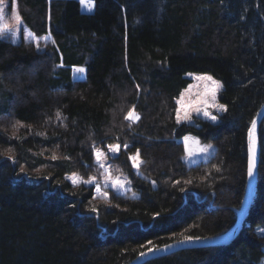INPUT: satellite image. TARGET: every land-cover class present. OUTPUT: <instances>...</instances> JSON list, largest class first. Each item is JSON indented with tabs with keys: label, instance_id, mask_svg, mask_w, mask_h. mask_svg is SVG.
Instances as JSON below:
<instances>
[{
	"label": "trees",
	"instance_id": "16d2710c",
	"mask_svg": "<svg viewBox=\"0 0 264 264\" xmlns=\"http://www.w3.org/2000/svg\"><path fill=\"white\" fill-rule=\"evenodd\" d=\"M94 3L16 0L37 39H0V264H127L237 222L248 130L264 102V0ZM189 72L223 82L218 122L177 120ZM188 134L214 143L208 158L185 160ZM259 142L256 194L236 238L143 264H262L264 118ZM97 150L129 189L82 182L103 175Z\"/></svg>",
	"mask_w": 264,
	"mask_h": 264
},
{
	"label": "rangeland",
	"instance_id": "374dc122",
	"mask_svg": "<svg viewBox=\"0 0 264 264\" xmlns=\"http://www.w3.org/2000/svg\"><path fill=\"white\" fill-rule=\"evenodd\" d=\"M94 1V0H93ZM16 0H0V6L3 7V16H4V21L7 22L10 26H15L16 22L13 19V14L15 12H18L16 8ZM84 5V3H83ZM95 5V3H94ZM87 5L85 4V8L87 10L92 11L93 9L87 8ZM19 14V12H18ZM20 27V32L17 33L16 36H12L10 33L7 34L4 38H9L12 41H20L22 39L29 40V39H37V37L31 32V30L26 27L24 22L21 19V24L19 25ZM48 39V36L45 37ZM83 68L81 66H76L74 67V76H78L81 74V72L78 71V69ZM81 76V75H80ZM188 78L191 79V83L187 88L183 90L179 98L177 99L178 101V109H177V115L181 117L179 122L183 121H195L196 118L201 117L203 119H207L213 122H218L221 118V115L224 113V111H221L219 107H213L212 106V101H211V91L213 89V84L212 81L208 80H197V76H210L212 77L213 81L219 82L222 87L216 89V100L215 104L216 105H224L225 104L221 100V92L223 89V82L219 80L218 78L214 77L211 73L209 72H189L187 74ZM77 78V77H76ZM204 99H208L209 103L207 106H205L202 101ZM206 108V110L213 116L216 117V120L210 119L208 116H205L203 114V111H201L199 114L196 112V108ZM185 113L188 114L189 118L184 119L183 117L185 116ZM134 116L136 115L133 113ZM187 138V139H186ZM182 140L184 141L186 145V156L185 160L189 163H196L199 160H203L208 158L211 153L215 149L214 143H202L197 137L188 134L184 137H182ZM211 145V148H208L207 151H204L203 149L207 146ZM102 153H104V156L101 157V161L104 163L105 167L103 168V175L96 178V182L92 183L96 186H99L100 189L104 188V186H111L114 188H117L121 191H126L127 189L130 188L129 182L126 180L125 175L122 172H114L110 168V165L107 161V151L99 150ZM97 152V151H96ZM98 161V160H97ZM141 162V159L138 156L137 159V164L139 165ZM99 163V162H98ZM100 164V163H99ZM136 167V166H135ZM105 169H107L108 173L110 176L115 179L119 178L122 182H124V187H118L113 184L112 180H110L107 184L105 183ZM79 180V178L77 179ZM257 232L260 234H264V227L259 226L257 228ZM264 264V261L262 262Z\"/></svg>",
	"mask_w": 264,
	"mask_h": 264
},
{
	"label": "water",
	"instance_id": "95a60500",
	"mask_svg": "<svg viewBox=\"0 0 264 264\" xmlns=\"http://www.w3.org/2000/svg\"><path fill=\"white\" fill-rule=\"evenodd\" d=\"M263 118H264V102L253 119V121L256 122V128L254 133L255 143H256L255 168L253 171V175L251 177L248 174L246 193L241 208L238 211V219L235 226L228 232L221 235L199 238V239L193 238L191 241L181 239L166 244L167 246H169L167 248H165L166 245L157 247L161 249V251H149L148 249L143 252L145 255L140 254L127 264H143L155 257L169 254L184 248L197 247V246L224 245L230 243L232 240L236 238V236L240 233L245 221L247 220V217L249 215L256 194L257 183H258V170L260 164L259 127L261 125ZM251 130H252V123L249 127L248 135H247L248 167H249V161L252 159L251 140L249 136Z\"/></svg>",
	"mask_w": 264,
	"mask_h": 264
},
{
	"label": "snow or ice",
	"instance_id": "6c2138e0",
	"mask_svg": "<svg viewBox=\"0 0 264 264\" xmlns=\"http://www.w3.org/2000/svg\"><path fill=\"white\" fill-rule=\"evenodd\" d=\"M86 0H81V3H85ZM87 6L89 8H91L93 6L91 0H87ZM13 19L14 21L16 22V25L15 26H10L7 22L4 21V16H3V7L0 6V39H3L7 34H11L12 36H16L17 33L20 32V27L19 25L21 24V17L20 15L18 14V12H15L13 14ZM37 48H39V44L37 43ZM79 72H84L85 70L83 68H80L78 69ZM197 80H208V81H212V84H213V89L211 91V101H212V106L213 107H219V109L221 111H226V106L224 105H216L215 104V100H216V89L222 87V85L219 84V82L217 81H213L212 80V77L210 76H197L196 77ZM202 103L207 106L208 103H209V100L208 99H204L202 101ZM196 112L199 114L201 111H203V114L205 116H208L210 119L212 120H216V117L211 115L207 110L206 108L202 109V108H196L195 109ZM59 113H57V116L59 117ZM126 118H131V119H136L138 120L139 119V116L138 115H135L133 114V112H129L128 113V117ZM184 119H188L189 116L187 113H185V116L183 117ZM181 119V117L179 116V114L177 115V120L179 121ZM255 128H256V122L253 121L252 122V130L250 131L249 133V136H250V140H251V152H252V159L249 161V167H248V174L249 176L251 177L253 175V171H254V168H255V154H256V143H255V137H254V133H255ZM187 139V138H186ZM110 147V150L113 152V153H117L119 152L120 150V146L119 145H115V146H109ZM125 148H127V145L124 146ZM208 148H211V145H207L203 150L204 151H207ZM96 156H97V160L98 162L100 163V167L104 168L105 165L104 163L101 161V157L104 156V153H102L101 151L97 150L96 152ZM138 156H139V153H137L136 155L134 156H131L129 157L132 162H133V165L136 166V167H139V165L136 163L137 162V159H138ZM53 159H56L55 156H53ZM105 183L107 184L110 180H112L113 184L118 186V187H124V182H122L119 178H115L113 179L110 174L108 173L107 169H105ZM70 179L72 180L73 184H76L77 183V177L74 175L73 177H70ZM79 179H82V178H79ZM83 183H88V184H91V183H95L96 182V178L95 177H91L90 179L88 180H83L82 181ZM97 192L99 193L100 192V188L99 186H97ZM104 195L106 196L107 194L104 193ZM93 211H96V209H92ZM185 240H188V241H191L193 239V237H185L184 238ZM196 239H199L198 237ZM149 244H151V241H149ZM169 246H165V248H167ZM149 251H161V249L159 248H150ZM141 255H145L144 253H141Z\"/></svg>",
	"mask_w": 264,
	"mask_h": 264
},
{
	"label": "bare ground",
	"instance_id": "6f19581e",
	"mask_svg": "<svg viewBox=\"0 0 264 264\" xmlns=\"http://www.w3.org/2000/svg\"><path fill=\"white\" fill-rule=\"evenodd\" d=\"M91 2H92V4H93V6L90 8V9H93L94 8V1L93 0H91ZM87 5V0H86V2L84 3V5ZM87 8H89L88 6H86Z\"/></svg>",
	"mask_w": 264,
	"mask_h": 264
},
{
	"label": "clouds",
	"instance_id": "9594fccd",
	"mask_svg": "<svg viewBox=\"0 0 264 264\" xmlns=\"http://www.w3.org/2000/svg\"><path fill=\"white\" fill-rule=\"evenodd\" d=\"M93 10H94V9H93ZM93 10H92V11H93ZM89 11H90V10H89Z\"/></svg>",
	"mask_w": 264,
	"mask_h": 264
}]
</instances>
